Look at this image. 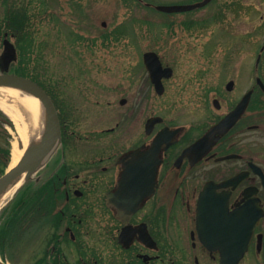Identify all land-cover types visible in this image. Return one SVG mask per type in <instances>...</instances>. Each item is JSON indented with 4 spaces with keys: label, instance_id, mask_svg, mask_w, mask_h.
Segmentation results:
<instances>
[{
    "label": "flooded vegetation",
    "instance_id": "obj_1",
    "mask_svg": "<svg viewBox=\"0 0 264 264\" xmlns=\"http://www.w3.org/2000/svg\"><path fill=\"white\" fill-rule=\"evenodd\" d=\"M87 1L95 3L0 0V74L29 78L28 55L51 23L66 24L76 44L75 10ZM187 1L158 5L182 6L188 5ZM244 2L234 0L230 9L232 3L226 6L212 0L196 11L158 13L189 34L225 26L231 32L225 34L233 35L227 44H235L238 57L237 43L253 46L257 33L255 10ZM125 3L130 8L158 6L145 0ZM212 4L216 6L206 10ZM195 12L205 13L206 18L186 19L185 15ZM229 17L236 19L231 22ZM229 25L233 28L228 29ZM218 35L222 42L221 31ZM216 36L209 41L215 42ZM208 48L212 51L215 45L210 43ZM260 55L261 61L264 59V52L255 59L244 92L239 90L242 83L231 80L233 88L228 90L226 84L227 93H184L183 120L172 118L176 114L171 108L170 118L154 114L145 121L144 96L157 95L138 93L136 110L129 115L122 111L114 127L103 128L96 125L95 107L101 103L93 93H78L77 97L48 93L59 114L62 142L37 179L30 181L43 193L38 220L33 218L34 208L28 212V253L40 255L32 264H222V255L229 264H236L230 255L240 253L232 251V242L239 233L235 226L240 224V210L246 204L250 216L261 210L263 217L238 264H264V93H256ZM161 61L164 67L169 66ZM248 95L247 107L236 122L214 132ZM111 104L106 103L107 109H113ZM153 117L163 120L148 133L146 125ZM128 123L131 128L125 126ZM167 128L174 139L160 152L157 188L134 213L120 212L114 195L124 170L121 159L132 151L150 149L156 136ZM205 137L208 140L199 150L190 151Z\"/></svg>",
    "mask_w": 264,
    "mask_h": 264
},
{
    "label": "rangeland",
    "instance_id": "obj_2",
    "mask_svg": "<svg viewBox=\"0 0 264 264\" xmlns=\"http://www.w3.org/2000/svg\"><path fill=\"white\" fill-rule=\"evenodd\" d=\"M145 1L158 5L169 0ZM196 1L187 2L193 4ZM222 2L228 1L218 0V3ZM244 3L251 4L252 8L249 9L255 10L253 19L257 33L253 46L237 43L236 46L240 47L238 57L235 52L239 49H235V44H227L232 42L233 35L225 34L231 33L225 26L221 27V35L224 37L221 42L218 35L220 27L189 34L181 27H173L170 17L166 18L163 14L161 16L142 4L141 7L130 8L125 0H95V3L84 2L85 5L75 10L76 25L81 27L76 29V38L84 36L89 39L74 44V34L66 24L51 23L36 40L37 47L30 51L27 64L38 71L39 79L53 93H73L76 97L78 93H93L91 95L95 101L101 103L99 107H95L96 125L103 128L114 127L122 111L129 115L133 108L136 110L138 93H155L143 69L144 54L154 51L173 68L174 76L165 83L166 94L163 99L159 101L153 95L144 96L143 118L146 121V118L154 114L170 118L168 110L172 108L176 114L172 118L183 120V110L186 108L184 93H227L225 86L231 80L242 83L241 88L239 85L238 87L243 92L249 87L248 78L252 74L250 72L254 69L255 59L264 45V0H245ZM213 6L216 5L212 4L206 10H212ZM203 14L205 13L195 12L185 16L187 20H204L206 15ZM235 19L229 17L231 22ZM103 23L107 24L106 28L102 27ZM121 26L128 27L131 35L123 36L121 41V37L114 40V34ZM227 27L233 28L231 25ZM213 34L217 35V40L215 38V42H210ZM210 43L215 45L212 51L208 48ZM260 63L257 76L263 77L264 81V59ZM123 98L128 100V104L121 107L120 101ZM109 102L113 109H107L109 106L106 103ZM101 109L105 112L102 113ZM9 117L14 124V129H9L11 153L15 146H19L21 161L34 148L28 144V133L26 144L21 136V130H27L25 123ZM125 126L132 127L129 123ZM9 166L8 170L14 168L12 164ZM2 219L3 216L0 218V227ZM28 248L27 241L13 247L7 246L4 250L5 260L12 264L34 263L40 255H30Z\"/></svg>",
    "mask_w": 264,
    "mask_h": 264
},
{
    "label": "water",
    "instance_id": "obj_3",
    "mask_svg": "<svg viewBox=\"0 0 264 264\" xmlns=\"http://www.w3.org/2000/svg\"><path fill=\"white\" fill-rule=\"evenodd\" d=\"M212 0H204V2L187 7H159V10L173 12V11H184L192 10L198 7H203L207 5ZM158 56L154 53L145 54V65L149 71L150 78L156 90L159 94L164 93V86L162 84V78H170L172 76V71L170 69L163 70ZM0 86H12L20 88L36 97L42 103L46 114H48V127L42 136L41 146L39 149H34L27 153L20 161V163L8 172L5 176L0 178V192L1 190L8 185L12 180L17 176L28 172L27 178L31 174L35 173L45 162L48 156L53 152V150L58 145L60 139V124L58 116L54 106L51 104L50 99L48 98L46 92L40 88L34 82L32 83L29 80L12 77V76H0ZM263 87V86H262ZM232 88V84H229V89ZM264 89V87H263ZM125 101H123V104ZM247 100H244L242 104L237 109L230 118L222 122L215 129L216 131L224 129L228 126L229 123L236 121L244 109L246 108ZM236 114V117L234 116ZM233 118V120H231ZM161 119H151L147 124V129L151 130L153 125L157 122H160ZM232 121V122H231ZM231 126V125H230ZM174 137H172L169 130L165 129L159 133L158 137L153 142V145L147 151L137 150L129 155H127L122 163L124 165V173L122 179L119 182L118 191L114 195L116 198V206L120 209V212L128 211L130 214L134 213L138 208H140L143 200L151 196L155 191L157 184V176L159 172V167L162 164V159L160 158V152L163 149H166L167 146L172 144ZM208 140L206 137L204 140L196 144L190 151L199 150L201 145ZM244 216V215H243ZM258 211L256 215L251 217H245L247 223L244 221L243 217L242 223L239 227V233H237L236 244L240 247V255H237L236 261L242 259L248 250L249 243L251 241L252 233L254 232L255 225L257 224L259 218ZM0 264H4L0 261Z\"/></svg>",
    "mask_w": 264,
    "mask_h": 264
},
{
    "label": "bare ground",
    "instance_id": "obj_4",
    "mask_svg": "<svg viewBox=\"0 0 264 264\" xmlns=\"http://www.w3.org/2000/svg\"><path fill=\"white\" fill-rule=\"evenodd\" d=\"M0 109L8 116H12L13 119L19 120L20 123H25L27 130L25 128L23 129L24 131L21 130L24 143L26 144L27 142L26 133H28L29 146L34 149H39L42 136L48 127V114H46L47 112L40 101L36 99L34 95H30L20 88L0 86ZM20 158L19 146H15L11 160V164L14 168L17 166L16 164L19 163L18 161H20ZM27 174V171L20 174L1 190L0 211L21 187Z\"/></svg>",
    "mask_w": 264,
    "mask_h": 264
},
{
    "label": "trees",
    "instance_id": "obj_5",
    "mask_svg": "<svg viewBox=\"0 0 264 264\" xmlns=\"http://www.w3.org/2000/svg\"><path fill=\"white\" fill-rule=\"evenodd\" d=\"M14 128L10 119L0 111V176L8 169L11 162V135L9 128ZM42 188L25 185L17 194L1 233L2 245H12L25 232L31 208L35 211L33 218L38 219L42 200ZM30 197L32 202L30 201Z\"/></svg>",
    "mask_w": 264,
    "mask_h": 264
}]
</instances>
